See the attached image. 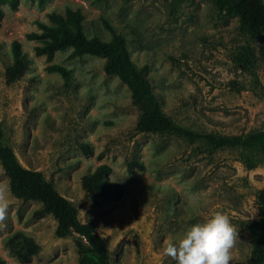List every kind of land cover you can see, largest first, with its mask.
Instances as JSON below:
<instances>
[{
	"label": "rangeland",
	"instance_id": "rangeland-1",
	"mask_svg": "<svg viewBox=\"0 0 264 264\" xmlns=\"http://www.w3.org/2000/svg\"><path fill=\"white\" fill-rule=\"evenodd\" d=\"M0 6L4 143L23 166L42 172L71 200L82 222L108 239L111 264H175L163 254L165 239L214 211L228 215L238 230L230 264H246L252 240L245 223L258 217L264 153L137 132L130 90L105 73L104 58L73 57L67 48L48 61L35 54L39 43L27 34L39 30L36 21L50 24L52 12L78 9L85 34L108 41L107 21L124 36L133 62L147 65L161 107L176 125L229 136L264 129V34L241 32L238 18L219 12L212 0H0ZM14 41L21 44L29 68L7 85L5 66L12 61ZM246 48L253 58L244 70L235 57ZM50 65H62L70 75L49 71ZM82 144L92 153L85 154ZM99 164L111 167L109 177L120 183L123 194L95 207L81 179ZM0 186L9 188L1 165ZM190 197H199V203L193 206ZM8 203L0 225L1 264L76 262L77 235L57 236L55 219L36 214L37 201H22L10 192ZM16 230L32 235L40 252L26 259L11 254L5 242Z\"/></svg>",
	"mask_w": 264,
	"mask_h": 264
},
{
	"label": "trees",
	"instance_id": "trees-1",
	"mask_svg": "<svg viewBox=\"0 0 264 264\" xmlns=\"http://www.w3.org/2000/svg\"><path fill=\"white\" fill-rule=\"evenodd\" d=\"M45 0H40V3ZM217 10L228 16H236L241 32L252 37L264 34V0H212ZM4 15L0 6V21ZM50 24L36 21L38 31L27 34V39L38 42L34 51L44 55L48 61L55 53L67 48L71 56L94 55L104 58V71L116 75L130 90L131 102L138 112L135 129L140 133H169L192 141L204 139L213 149L257 148L264 153V129L239 135L200 134L182 128L163 111L160 101L147 77V65L137 66L130 57L124 36L107 21L104 25L111 34L108 41L98 36L88 37L84 32L83 14L80 10L66 9L64 14L50 13ZM12 61L5 66L7 85L17 82L29 68V59L18 41L11 45ZM250 48L235 57V62L246 70L252 65ZM242 60L246 65H242ZM49 71H56L64 77L70 71L62 65H50ZM85 154H91L88 144H82ZM250 159L245 156L244 161ZM0 165L8 177L11 194L22 201L34 200L40 204L38 216L51 215L56 223L59 237L77 235L75 245L77 260L74 264H111L109 241L97 233L94 225L82 222L78 210L68 198L61 195L42 172L21 164L13 148L4 143L3 127L0 123ZM111 167L99 164L81 179L85 196L95 207L118 200L123 194L119 182L110 179ZM258 217L245 223V230L252 240V252L246 264H264V189L257 194ZM9 252L17 258L26 259L40 252L35 238L23 230H16L6 239ZM2 261L0 260V264Z\"/></svg>",
	"mask_w": 264,
	"mask_h": 264
},
{
	"label": "clouds",
	"instance_id": "clouds-1",
	"mask_svg": "<svg viewBox=\"0 0 264 264\" xmlns=\"http://www.w3.org/2000/svg\"><path fill=\"white\" fill-rule=\"evenodd\" d=\"M10 189L0 186V225L8 215ZM190 204L199 197H190ZM238 230L221 211L212 212L201 222L185 227L175 236L165 239L163 254L175 264H230L232 250L238 240Z\"/></svg>",
	"mask_w": 264,
	"mask_h": 264
}]
</instances>
